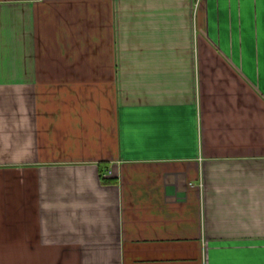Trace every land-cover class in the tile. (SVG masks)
I'll return each mask as SVG.
<instances>
[{
  "label": "crops",
  "instance_id": "obj_1",
  "mask_svg": "<svg viewBox=\"0 0 264 264\" xmlns=\"http://www.w3.org/2000/svg\"><path fill=\"white\" fill-rule=\"evenodd\" d=\"M0 264H264V0H0Z\"/></svg>",
  "mask_w": 264,
  "mask_h": 264
},
{
  "label": "trees",
  "instance_id": "obj_2",
  "mask_svg": "<svg viewBox=\"0 0 264 264\" xmlns=\"http://www.w3.org/2000/svg\"><path fill=\"white\" fill-rule=\"evenodd\" d=\"M103 175V174H102ZM104 178V177H103Z\"/></svg>",
  "mask_w": 264,
  "mask_h": 264
}]
</instances>
